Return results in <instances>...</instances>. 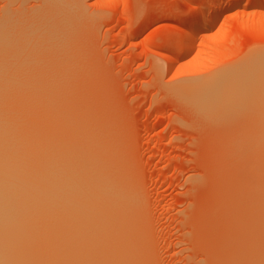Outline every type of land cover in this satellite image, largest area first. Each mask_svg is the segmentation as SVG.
I'll return each mask as SVG.
<instances>
[{
  "label": "rangeland",
  "instance_id": "1",
  "mask_svg": "<svg viewBox=\"0 0 264 264\" xmlns=\"http://www.w3.org/2000/svg\"><path fill=\"white\" fill-rule=\"evenodd\" d=\"M47 1L0 0V22L11 32V51L21 57L15 62L25 65L15 72L24 73L16 75L10 92L4 97L0 93L4 103L16 111L20 121L34 122L31 128L39 130L43 121L42 133L49 134L47 129L50 134L62 132L54 133L58 139L64 136L61 140L79 133V120L81 132L87 127L85 132L91 128L90 133L97 135V120L104 123L100 127L109 126V131L104 128L106 133L99 130L98 136L107 135L106 141L101 138L108 150L120 146L124 169L114 161L120 157L119 150L110 149L109 155L115 156L112 160L119 173L127 167L132 178L127 182L136 186L134 220L143 226L134 223L135 229L143 228L137 229V236L141 232L139 240L145 242H137L146 245L140 254L146 253L148 264H249V257L256 256L253 252L264 256V222L257 230L262 221L259 214L264 212L259 210L264 207L257 211L254 206L257 197L264 204V181L262 184L255 177L257 170L264 172L263 157L258 158L259 153L264 155V146L253 155L248 148L252 142L246 146L250 142L246 139H253L247 136L257 131L252 129L257 127L253 125L257 112L252 115L250 111L253 123L250 112L244 118L249 124L242 119V125L239 118L233 123L235 116L230 121V115L206 113L190 102L187 86L188 95L182 94L186 82L231 67L252 51H264V0H239L225 9L221 8L235 0H209L206 18L213 19L216 12L219 17L191 33L194 43L190 50L186 49L185 30L192 31L197 5L205 0H62L60 10V5H55L56 10ZM39 33L42 38L50 34L49 43L40 37L41 44H36ZM18 63L14 69L22 67ZM51 96L58 98H54L56 104L50 102ZM57 109L73 118L76 113L92 112L96 123L86 114L85 119L94 121L90 126L82 116L85 123L67 117L73 123L69 127L66 118L61 117L66 126L60 124L57 115L61 114H57L54 118L59 117L55 120L59 124L55 125L51 114ZM72 111L77 112L73 115ZM42 115L45 119L41 120ZM108 136L115 141L110 148ZM234 137L236 142L231 144ZM242 147L249 151L244 148L247 152L240 156ZM127 173L120 176L127 180ZM256 182L263 188H257ZM256 189L261 195H256ZM259 260L252 263L264 264Z\"/></svg>",
  "mask_w": 264,
  "mask_h": 264
},
{
  "label": "bare ground",
  "instance_id": "2",
  "mask_svg": "<svg viewBox=\"0 0 264 264\" xmlns=\"http://www.w3.org/2000/svg\"><path fill=\"white\" fill-rule=\"evenodd\" d=\"M64 1L58 0L56 2L48 0L47 2L57 10L58 6L55 5H60ZM238 1L239 0H235L234 2L231 1L228 4H225L221 9L229 8V6L234 4H239ZM207 4L211 5L209 0H205V3L197 5L198 16L195 19L193 29L192 31L185 30V34L187 35V50H190L194 43V37L191 33L199 32L203 27L205 28L207 22V24H209V22H212L219 17L216 12L213 19L208 18L210 19L208 20L206 18L208 10L210 9L208 8L210 6ZM62 6L63 5H60L58 10H60ZM46 28H48V26ZM49 30L51 31L52 29ZM50 31L49 33H53ZM38 32H35L34 38H36L35 36ZM10 33L11 32L5 28L4 24L0 22V93H3V97L8 94L14 86V83L16 82L15 77H17L16 75H22L24 73L22 71L23 73L20 72L15 74V72L19 71L21 68H25V65L23 66L24 63L19 64L18 62H15L18 56L16 51H11V48L13 50L14 47V40L10 37ZM48 35L47 37L43 35V38L47 39L48 37H51L50 34ZM38 36V42L36 44L40 43V40L43 39L40 33ZM28 37L30 38V36ZM33 39L31 42L35 41ZM48 39L45 40V43L50 40ZM43 43L44 42H42V44ZM17 44L21 43L19 42ZM35 45L33 47L38 46ZM33 47H31V49ZM26 48L28 47L26 46ZM31 49L30 52H28L29 55L33 50ZM247 54L248 53H246V55ZM20 58L16 61H19ZM245 58L246 59L243 58V61L240 60L241 62H238L231 67L219 72L217 71L218 73L215 72L214 74L212 73V75H209V73L207 74L208 76L186 82L187 85L186 83L185 86L182 85V89L184 90L183 93V90L180 87L178 89H181L180 92L182 94H185V92L190 89L191 96L188 92L189 98H187L206 113L214 115L220 114V117H222V114L224 116L230 115V121H232L235 116V121H233V123L239 118V120L241 119L240 123L242 125L244 124L242 123V119L245 120V123L249 124L253 118V116L251 117V114L254 113L252 115H255V112H257L256 120L254 119L255 122L253 123L252 119V123L254 126H257L256 128L258 129L252 126V129L257 131L254 132L252 130L253 132H250V136H247L249 138L253 137V139H246L250 141L246 146L251 142V145L256 144L258 146L255 145L256 148L252 146L253 150L252 147H250L251 145L248 147L252 154V152H261L258 148L259 146H264V51H252ZM16 63L22 66L20 67L18 65V67H20H16L18 70L14 69ZM9 83L11 84L10 88ZM186 86L189 89L185 91ZM186 95H188L187 92ZM3 97L0 98V264H144L145 261L146 264L148 262L146 253L143 256L144 258L141 257V254H144L142 250L145 251L144 248H146V245H141L144 246L142 249L140 246V244H143L142 242L145 241L143 239V241L139 240L142 238V233L140 231V237L139 235L137 236V229L143 225L140 224L142 222L138 221V219V223L134 220L136 209H138L136 206L137 204L135 203V201L138 200V197L136 196L137 191L134 190L136 189V186L132 188L131 184H133V182L131 181L132 183L130 185L127 182L131 178L129 173H127V167H125L126 171L123 170L125 172L122 171L121 173H119L120 170L117 171V168L114 167V161H117V164L119 165L125 162L121 161L124 160V155L122 156L123 158H121V154H119L120 146H112L115 144H113L115 141L110 139L114 137L110 138L108 136L111 145H109L108 139L107 142L109 148L112 146L110 149L115 148V150L113 149V152H116V149L119 150L116 153L120 155V160H118V156L117 159H115L114 156V160L112 156L109 155L110 149L108 150L107 145L104 142L106 141L107 135L104 136L105 134H103L100 135V137L98 136L100 132L99 130H103L102 132L106 133L107 130L109 131V126L106 127L104 125L105 127H100L99 124L103 125L104 123H100L102 120H97V126H95V124L92 125L99 129L96 130V128H93L98 132L97 135L95 133H90L91 128H88L90 131L87 130L88 132H85V129L87 128L85 126V129L83 130L84 132H81L80 130H82L83 124L77 127L80 123V120L78 121V119H82L83 116V119L87 121L89 116L93 117V115L91 116L92 112L90 115H88L87 112L86 114L88 118L85 119L86 116L84 115L86 114L72 111V114L73 112L74 114H77H73L76 117H74V119L69 115L66 116L63 111L61 112L57 109V113L55 112L56 114H53L56 110L51 114V116L54 115L52 116V119L54 121L60 120L61 124V122H63L62 118L67 119V117H69L70 120L73 118V120L79 122H77V126L75 124L73 125L76 126V129L81 127L80 130H77L79 133L73 135L70 139L61 140L64 136L61 137V139H58L59 137L54 133L58 135L62 132L55 131V129H52L55 131L53 134H50L52 132L51 129H47L49 134H47V132L42 133L40 131V126L43 124V121H41L39 130L37 129L42 133L41 135L36 132V128L34 129L30 127L31 125H34V122L31 121L29 124H26L20 121L17 117L16 111L10 109V107L4 103L2 100ZM51 97L50 102L52 103L53 101L52 104H56L58 98L54 96ZM54 98L57 99L55 102ZM41 110H43L42 112H45L44 108H41ZM250 111L253 112L251 113ZM42 112L41 114L45 115V113ZM248 112H250V116L247 114ZM240 113L243 114L241 115ZM245 113L246 116L244 115ZM37 114L39 115L38 117L41 116V114ZM57 114H61V116ZM237 114H240V116L238 117ZM49 115L50 114H48V116ZM55 115L59 116L60 119L57 120V118H59L57 116L54 118ZM247 115L248 118L250 117V121L244 119L247 118ZM94 117L93 120L96 123ZM40 119H45V117L43 116V118ZM46 119H48V117ZM93 120L91 119L89 122L87 121V123H90L88 126L94 122ZM239 120L237 124H239ZM56 121L54 123H56ZM67 121L68 119L64 122ZM86 121H83L82 123H85ZM35 122L37 123L36 125H38L40 123L39 118ZM64 122L62 125H65ZM69 122L70 121H68V124L66 125L70 127ZM57 124H59V122L55 125ZM248 124L246 125V128ZM110 126H112V123ZM104 128L108 129L105 131ZM111 128L113 129V127ZM69 130L71 132L73 128H70ZM112 133L113 132L110 134ZM71 134H73V132H71ZM63 135H65V133ZM66 136L67 133L65 137ZM101 136H104V141ZM235 138L236 137L232 139L233 141H231V144L236 142ZM251 140H253L254 143ZM260 143H262V145H259ZM233 147L235 148L236 145ZM244 148L242 147V149ZM242 149L239 151L240 156L249 151L247 148V151L245 149V151H242ZM261 150L264 151V148H261ZM113 154L114 153L111 155ZM258 155L259 159L263 157L264 160V155L261 153ZM109 160H111V162L113 161V165ZM119 161L120 163H118ZM122 165L118 168H122ZM259 170L257 171L259 172ZM258 172L255 177L256 179H261L256 181L260 180L263 184L264 180L262 177L264 176V172L261 174L262 169L261 172ZM124 173L129 175L127 180L124 179V176H122L123 178L120 176V174ZM258 174H261L262 176ZM258 183L259 182H256L257 186ZM259 187L261 189L263 188L262 186H258L257 188ZM258 192L261 195L260 189H258ZM258 192L256 189V195ZM257 196H259V194ZM258 199L259 197H257L256 203H254L255 209H260L261 206L264 207V204L260 205L261 202H257L262 198ZM257 204L260 206L257 207ZM262 210L264 211V208H261L259 212ZM263 213L262 215L264 217ZM138 215H140V211ZM259 215L261 219L258 218L257 221L259 219L262 221L257 223V225L260 224L257 226L258 231L264 226V219H262L261 214ZM134 221L138 226H141L135 229L137 225L135 226ZM261 224H263V226L259 228ZM141 229L143 231V228ZM263 230L264 227L261 231ZM137 241L141 243L139 244ZM137 245H139L141 251ZM251 252H253V250H250V253ZM247 253H249V251ZM253 253L256 255L254 257L258 260L259 258L264 257L258 256L255 252ZM253 253H251V255H253ZM261 254H264V252ZM254 257H249L252 259V261H250L247 256L246 260L251 263L255 262ZM260 262L264 263V258ZM242 264H248V262Z\"/></svg>",
  "mask_w": 264,
  "mask_h": 264
}]
</instances>
